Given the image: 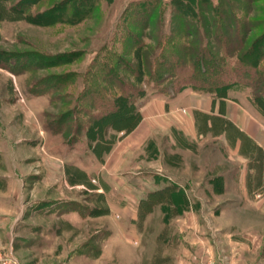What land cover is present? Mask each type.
<instances>
[{
	"label": "rangeland",
	"instance_id": "374dc122",
	"mask_svg": "<svg viewBox=\"0 0 264 264\" xmlns=\"http://www.w3.org/2000/svg\"><path fill=\"white\" fill-rule=\"evenodd\" d=\"M263 103L264 0H0V264H264Z\"/></svg>",
	"mask_w": 264,
	"mask_h": 264
},
{
	"label": "crops",
	"instance_id": "0c3cea01",
	"mask_svg": "<svg viewBox=\"0 0 264 264\" xmlns=\"http://www.w3.org/2000/svg\"><path fill=\"white\" fill-rule=\"evenodd\" d=\"M250 136L255 140V141H259V137H258V134L257 133H252L250 132ZM241 228L239 226H236V225H230V232H234L235 234L236 233H239L238 234V237L241 241V243H243L247 249L245 252H252V251H257L259 248L258 245H257V240H256V236H259V233H257L256 230H252L251 228H247V230H240ZM230 233L229 234V237H235L234 234ZM247 237V238H246ZM251 239V240H250ZM252 239H254V241H252ZM261 240V239H260Z\"/></svg>",
	"mask_w": 264,
	"mask_h": 264
},
{
	"label": "trees",
	"instance_id": "16d2710c",
	"mask_svg": "<svg viewBox=\"0 0 264 264\" xmlns=\"http://www.w3.org/2000/svg\"><path fill=\"white\" fill-rule=\"evenodd\" d=\"M222 61L223 60H219V59H216L214 61V65H213V69H210V70H207L205 71V73H210V71L213 73L212 74V77L213 78H210V77H206L205 79H209L210 81V85L209 86H213L211 84H214L215 86H218V88H223V87H228L230 85V83H228L229 81L233 80L231 76H229V74L227 73L226 76H223L221 75L220 73H223L225 74V68H223V65H222ZM164 67V66H163ZM215 75V76H214ZM210 76V74H209ZM222 91V90H221ZM264 104V103H263ZM112 123V122H111ZM110 122H108L107 124H111ZM177 188V187H176ZM178 189V188H177Z\"/></svg>",
	"mask_w": 264,
	"mask_h": 264
}]
</instances>
